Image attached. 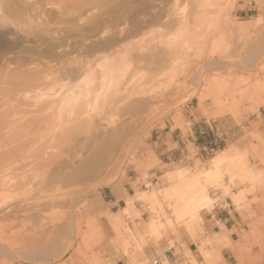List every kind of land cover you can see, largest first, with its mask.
Listing matches in <instances>:
<instances>
[{
  "label": "rangeland",
  "instance_id": "rangeland-1",
  "mask_svg": "<svg viewBox=\"0 0 264 264\" xmlns=\"http://www.w3.org/2000/svg\"><path fill=\"white\" fill-rule=\"evenodd\" d=\"M205 1L0 0V115L3 116H0V154L6 161L2 160L0 166L2 168V165L5 166L8 162L13 163L11 167L21 164L24 168V175L17 177L16 171L9 170H14L13 167L10 168L7 164L9 168H5L8 170L4 168L7 174L3 172L0 180H4V183L6 181L5 187L17 183L25 178L23 176L29 180L21 190L9 186L11 190L0 189V228L3 222L4 225L7 223L6 228L9 223H14L12 215L8 214V208L22 206L24 203V206L28 207L29 204L31 206L28 208H31L49 197L51 199L47 201L50 202L53 195L60 200L63 198L60 206L49 205L50 208H44H47V211L43 209V213L41 210L39 214L34 213L33 218L36 220L28 221L29 225L24 226L16 222L15 226L7 229L9 237L14 238V242L10 241L12 253H0V264H154L157 260L167 264L165 259L179 256L191 261L197 258L200 264H264V181L260 178H249L248 181L241 178V183L240 177L239 180L234 179L225 168L226 162L245 164L255 176H264V0H217L216 4L211 0L214 5L206 7L212 8L206 12L207 15L200 11L203 6H199L200 2L204 5ZM185 16L192 21H188L192 34L195 27L198 29L200 26L195 22L202 23L204 29L213 30H209V34L206 31L208 29L204 31L200 26L203 36L193 40L194 36H190L188 24L186 27L183 24L182 27L180 23L178 26L172 24V20H183ZM181 28L183 29L180 30ZM188 33L189 37L185 38ZM121 40H124L122 42L126 47L124 44H118ZM175 41L176 44L173 45ZM153 43L161 50L170 52L172 47L185 43L187 47L183 45L181 50L189 51L190 54H194L195 47L198 50L206 48V51L210 50L217 55L215 58L221 56L217 59L224 58L231 67H235L205 68L206 73L203 71L202 76L207 79L201 76V84L193 85L192 81H189L186 85L177 87L178 82L183 80L178 77L183 75L184 69H180L186 68V64L176 61L175 66L171 62L168 69L153 79L149 69L143 67L144 63L140 62L141 65L140 60L136 59L142 52L145 56L152 49L157 50ZM117 45L121 48L123 45L125 49L118 52L116 49L120 51L121 48ZM113 46L115 49L112 51L109 47ZM192 46L194 47L191 48ZM98 55L99 57H96ZM84 60L93 65L89 73L79 76L73 69ZM135 67H138V70ZM178 73L180 75H177ZM111 74H122L123 78L126 77L125 80L132 79L127 81L129 94L126 93L124 100L118 104L120 106L111 108L110 111L107 108L102 114L103 122L111 124V129L119 128L120 123L125 124L132 120V115L136 112L130 108L139 100L147 102L152 98H160L161 101L155 105L157 111L153 114L145 113L146 116H134L136 122H139L137 128H126L124 133L127 132V135L122 134L126 136L121 138L124 140L120 145L121 149L112 155L109 153V158L105 161L96 159L95 162L99 165L94 169L95 173L85 178L86 180L69 184L67 187L62 185L63 188L61 185H50L44 181L42 184V179L45 175L49 177L48 173L52 171V167L41 164L38 168V157L33 153L36 149H39L36 150V155L41 149H46L53 154V161L58 160L62 164L61 168L64 167L68 171L72 167L70 160H73L75 155L72 152L76 153L78 150L75 151V148L80 149L83 144L80 141L78 145L81 146L74 144L73 147V144H70L71 141L74 143L71 139L73 134L71 138L68 134L63 137L62 134L58 135L61 137L59 138L55 136L57 129H49V125L56 124L58 119L63 117L65 108L73 103L75 91H84L86 88L88 90L100 83L106 84ZM129 74L135 77H128ZM156 78L161 80L157 82ZM109 84L102 88L103 91L100 90L102 99L113 98V95L109 94L114 92L111 85L108 89L110 91H106ZM102 92L106 98H103ZM20 95L23 96V101ZM64 95L69 98L65 104L60 101ZM130 95L133 98H130ZM30 98L34 102H29ZM25 101L29 104H25ZM45 104L48 109L41 112L46 114L50 111V114H46L49 116L46 125H43L44 129L43 126L41 130L30 127L26 128L27 130L15 128L31 115L37 114ZM52 117L56 118L55 121ZM169 130L178 138L183 136L185 141L184 144L175 145L172 142L169 150H177L172 160L167 159L166 152H161L160 146L156 144L159 134ZM57 137L59 141L56 140ZM205 142H208L207 146L203 145ZM51 143H54V148ZM230 147L235 150V154L233 157H225L222 152ZM7 152L12 156L6 157ZM86 156L84 154L82 157ZM215 161H220V165L224 166L213 170L211 162ZM90 162L91 166L94 165V161L89 160ZM185 174L186 180L184 179L182 184L181 176ZM46 176L43 179L45 181ZM192 181H197V187L207 189L205 191L212 198L211 207L199 206L191 211L189 189L192 187ZM41 184L46 185L45 188L40 187ZM115 186H120V189L116 191ZM126 188L130 191V196L127 195L126 199L127 206L129 200L137 195L131 201L133 208L136 204L135 210L130 215H124L122 210L111 213V205L107 203L106 195L109 190L127 194ZM152 195H157L158 199L154 200ZM141 197L146 198V202L139 200ZM219 210H227L233 217L238 227L237 241L230 242L227 237L221 239L215 234L224 224L217 217L212 220L210 217H215ZM2 213L7 218L5 215L3 218ZM62 217H65V226L70 227V232L74 233H67L66 236L63 233L59 238L49 242L46 240L39 248L37 245L24 246L23 243L20 246L17 241L20 237L19 230L26 228V231L33 232L35 228L37 230L48 226L46 228L51 231L54 225L49 221L55 222ZM152 224L156 226L157 230L153 229L156 232L149 228ZM227 249L230 251L229 257L224 255Z\"/></svg>",
  "mask_w": 264,
  "mask_h": 264
},
{
  "label": "bare ground",
  "instance_id": "bare-ground-1",
  "mask_svg": "<svg viewBox=\"0 0 264 264\" xmlns=\"http://www.w3.org/2000/svg\"><path fill=\"white\" fill-rule=\"evenodd\" d=\"M208 0H206L203 4L204 5H202V3L200 2V4H199V6L201 7V6H203V8L201 7L200 9V11H203L204 13L203 14H205V15H207V13L206 12H209L210 10L209 9H207L210 5H212L214 2L213 1H211V0H209L208 1V3H206ZM215 1V4H216V2H217V0H214ZM219 2V1H218ZM91 4V3H90ZM198 5V4H197ZM206 5V6H205ZM214 5V4H213ZM212 5V6H213ZM218 5V4H217ZM212 6H210V7H212ZM195 7V6H194ZM207 7V8H206ZM197 10H199V8L197 9ZM213 10H214V8H213ZM212 10V11H213ZM169 12V11H168ZM174 12V11H173ZM190 12V11H189ZM175 13V12H174ZM201 13V12H200ZM188 14V13H187ZM198 14V13H197ZM202 14V13H201ZM202 14V15H203ZM171 15V14H170ZM195 15V14H194ZM190 16V15H189ZM199 16V15H198ZM204 16V15H203ZM162 17H164V16H162ZM166 17V16H165ZM196 17H197V15H196ZM201 18H202V16H200ZM172 18V17H171ZM175 18V17H174ZM190 18V17H189ZM192 18V17H191ZM194 18V17H193ZM192 18V19H193ZM173 19V18H172ZM178 19V18H177ZM198 19V18H197ZM196 19V20H197ZM170 21V20H169ZM168 21V22H169ZM189 19L185 16V19H178V20H172V24H176L177 26H178V24L180 23V25L183 27V25H185V27H186V24H188L189 22ZM192 22V21H191ZM220 23V22H219ZM183 24V25H182ZM192 23H190V25H191ZM193 24H194V22H193ZM195 24H199L200 26H201V28H203V26H202V23L200 24L199 22L197 23V22H195ZM194 24V25H195ZM222 24V23H221ZM179 25V26H180ZM194 25H192V26H194ZM204 25V24H203ZM168 26V25H167ZM188 26H189V24H188ZM187 26V27H188ZM192 26H191V29H192ZM200 26H199V28H200ZM209 26H210V24H209ZM211 27H213V26H211ZM232 27H234V26H232ZM173 28V27H172ZM194 28V27H193ZM197 28V26L195 27V30H194V33L192 34V31L190 30V26H189V30H190V33H191V35H190V33H188V36H185V38L186 37H189V35L190 36H194V38H193V40H195V38L196 37H201V35H202V29H196ZM206 28V27H205ZM174 29V28H173ZM178 29V28H177ZM183 28H181L180 30H182ZM206 29H208V28H206ZM206 29H204L203 28V30L205 31ZM237 29V28H236ZM240 29V28H239ZM212 31L213 30V28H212V30H211V28L210 29H208V30H206L207 32H209V34H210V31ZM186 31V30H185ZM235 31V30H234ZM236 31H238V30H236ZM184 32V31H183ZM203 34H205V33H203ZM208 33H207V35H209ZM180 35H183V34H180ZM212 35V34H211ZM162 35H160V37H161ZM184 36V35H183ZM203 36V35H202ZM180 37H182V36H180ZM191 39H192V37H190ZM154 39H157V38H154ZM182 39V38H181ZM198 39V38H197ZM150 40V39H149ZM178 40H179V37H178ZM124 42V40H121V43H118L119 45L120 44H124L123 42ZM146 41H148V39L146 40ZM151 41V40H150ZM149 41V42H150ZM161 41V40H160ZM163 41V40H162ZM161 41V42H162ZM177 41V40H176ZM176 41L173 43V45L174 44H176ZM115 42V41H114ZM118 42V41H117ZM117 42H115V43H117ZM148 42V43H149ZM159 42V41H158ZM157 42V43H158ZM184 42V41H183ZM190 43H191V41H189ZM189 42H187L188 44H189ZM195 42V41H194ZM143 44V43H142ZM150 44V43H149ZM168 44V43H167ZM183 44V43H182ZM197 43H195V45H196ZM210 44V43H209ZM109 46H110V44H108ZM113 45V44H112ZM119 45H117V47L118 48H121V47H119ZM125 45V47H126V44H124ZM128 45V44H127ZM144 45H145V43H144ZM153 45H154V47L155 48H157V50L155 49V50H153L152 49V51L149 53L148 52V55L147 54H145V56L143 55V52H142V54L141 55H138L139 56V58H136V59H138V60H140L139 61V63L141 62L143 65H145V66H143V67H147L148 69H149V71L151 72V75H152V78L153 77H156L158 74H160V72H163L164 70H166V68L168 67V66H170L171 65V62H172V65L176 62V61H178V62H181L182 64H186L185 66H186V68H183L182 67V69H180V70H182L183 71V69H184V71L182 72L183 73V75H182V77L181 76H178L179 78H183V80L182 81H180V82H178V84H177V87L179 86V87H181V86H184V85H186L189 81H192V84L194 85V84H196V85H199V84H201L202 83V80H203V78L205 77H203L202 75H203V73L205 72V68H208V67H216V68H220V66L221 67H226V66H230L231 67V65H229L228 64V62H226V60L224 59V58H222L221 60H219V59H217V58H220V57H217V58H215L217 55L216 54H214V53H212L210 50V52L209 51H206L205 49L206 48H204V50H198L196 47H195V49H194V54L192 55V54H190V52L189 51H186V52H183V50H181V49H183L184 48V46L183 45H185V43L183 44V45H177L176 47H172V52H170V51H164V49L163 50H161V48H159V46L158 47H156L155 46V44L153 43ZM168 45H170V44H168ZM167 45V46H168ZM172 45V46H173ZM192 45V44H191ZM199 45H200V43H199ZM198 45V47H200ZM208 45V44H207ZM122 46V48H121V50L119 51V49H116V51H118V52H121V51H123V49H125V47H123V45H121ZM135 46V45H134ZM145 46H147V45H145ZM150 46V45H149ZM166 46V47H167ZM178 46L179 47H182V48H178ZM186 47H187V44L185 45ZM115 47H116V45H115ZM142 47H144V46H142ZM148 47V46H147ZM146 47V48H147ZM194 46H192L191 48H193ZM205 47H207V46H205ZM111 48V50L114 48V46L113 47H109V49ZM134 48V47H133ZM141 48V47H140ZM150 48V47H149ZM202 48V47H201ZM200 48V49H201ZM101 49H102V47H101ZM108 49V50H109ZM115 49V48H114ZM113 49V50H114ZM137 49H138V47H137ZM188 49V48H187ZM186 49V50H187ZM104 50H105V46H104ZM103 50V51H104ZM107 50V51H108ZM112 50V51H113ZM140 50V49H139ZM110 51V50H109ZM115 51V52H116ZM131 51H132V49H131ZM134 51V50H133ZM138 51V50H137ZM147 51H149L148 49H147ZM146 51V52H147ZM231 51V50H230ZM229 51V52H230ZM111 52V51H110ZM114 52V53H115ZM118 52H116V53H118ZM263 52V51H262ZM89 53V52H88ZM112 53V52H111ZM135 53V52H134ZM138 53V52H137ZM228 53V52H227ZM109 54V53H108ZM103 55V54H102ZM221 55V54H220ZM93 56H95V55H93ZM131 56V55H130ZM86 57V56H85ZM96 57H99V55L98 56H96ZM124 57V56H123ZM116 58V57H115ZM134 58V57H133ZM132 57H131V59H133ZM81 59V58H80ZM90 59V58H89ZM92 59V58H91ZM95 59V58H94ZM112 59V58H111ZM121 59V58H120ZM119 59V60H120ZM128 59V58H127ZM255 59V58H254ZM109 60V59H108ZM117 60V59H116ZM119 60H118V62H119ZM123 60V59H122ZM181 60V61H180ZM82 61V60H81ZM183 61V62H182ZM228 61V60H227ZM233 61V60H232ZM128 62V61H127ZM138 62V61H137ZM196 62V63H195ZM71 63V62H70ZM76 63H79V62H76ZM111 63V62H110ZM130 63V62H129ZM134 63V62H133ZM140 63V64H141ZM197 63H202L201 65H199V64H197ZM109 64V63H108ZM111 64H114V63H111ZM111 64H110V66H111ZM128 64V63H127ZM141 64V65H142ZM176 64V63H175ZM174 64V65H175ZM182 64H180V65H182ZM232 64V63H231ZM67 65V64H66ZM91 65H93L91 62H86L85 60H84V62L82 63H80L79 65H75L76 66V68H72L73 70H74V72H76V73H79V76H81V75H84L85 73H89L90 71H91ZM256 65V64H255ZM75 66H73V67H75ZM131 66H133V65H131ZM131 66H129L130 68H131ZM176 66V65H175ZM184 66V67H185ZM103 67H105V66H103ZM235 66H232L231 68H234ZM119 69H121V67H118ZM117 68V69H118ZM136 68V67H135ZM134 68V69H135ZM173 68H174V66H173ZM228 68V67H227ZM71 69V68H70ZM133 69V70H134ZM137 70H138V67L136 68ZM168 69V68H167ZM209 69V68H208ZM226 69V68H225ZM101 70V69H100ZM110 70V69H109ZM125 70V69H124ZM127 70H129V69H127ZM174 69H172V71H173ZM180 70H177V71H180ZM229 70V69H228ZM69 71V70H68ZM118 71V70H117ZM199 72V74H197L198 72ZM204 71V72H203ZM233 71V70H232ZM236 71V70H235ZM235 71H233V72H235ZM94 72V71H93ZM92 72V73H93ZM110 72V71H109ZM108 72V73H109ZM113 72V71H112ZM121 71H119V73H120ZM131 71H129V73H130ZM166 72V71H165ZM237 72V71H236ZM105 73V72H104ZM137 73V72H136ZM135 73V74H136ZM172 73V72H171ZM177 73V72H176ZM180 73V72H179ZM177 74V75H180V74ZM206 73V72H205ZM128 74V73H127ZM135 74H132V75H135ZM169 74V73H168ZM208 74V73H207ZM116 74H111L110 76H109V82H110V84H109V82L107 83L106 82V84H104V83H100V84H98V86H95L94 88H90V89H88V90H84V91H80V92H77V91H75V89H74V91H75V93L73 94V91L71 90V94H73L74 95V97H73V103L71 104V102L69 101H67L68 102V104L70 105L69 107H67V103H66V106L65 105H63V107L65 106V107H67V109L65 108V110H66V112H64L63 113V117L61 118V119H58L59 120V122L57 121V123L56 124H54L53 122L55 121V119H54V121L52 122L53 124H51V120H49L50 121V124L51 125H49V129L52 127V128H56L57 130V133H56V135L55 136H58V135H60L61 136V134H62V137L65 135V136H67L66 134H68L69 136H70V138H71V135H72V138L71 139H73V142L74 143H72V141H71V143L70 144H73V147H74V144L77 146L78 145V143L81 141V143H83L82 144V147H80V149H76L75 148V151L76 150H78L76 153L75 152H72V153H74L75 155H74V157H73V160H70V164H72V167H71V169L70 170H65L64 169V167L63 168H61V166H62V164H60L59 162H58V160H55V161H53V154L51 155V153L50 152H47V150L46 149H41L40 150V152L36 155V150H38L39 151V149H34L35 150V152H33V153H35V156H36V158L38 159V162H39V164H36V165H38V168H39V165H41V164H44L46 167L47 166H50V167H52V171H50L48 174V176L49 177H47L46 175V181L45 180H43L44 178H45V176H44V178L42 179V184H44L43 183V181L44 182H46V183H48V184H50V185H61V188H63L62 187V185L63 186H68L69 184L71 185V184H74V183H78V182H80V181H82V180H84L85 178H87V177H90V176H92L93 175V173H95L94 172V169L96 168V167H98V163L97 162H95V160L96 159H101V161H105L106 159H108L109 157H108V154L110 153L111 155L112 154H114L113 152H116V151H118L119 149H121L120 148V145H121V143L122 142H124V140H122L121 138L123 137V136H126L127 135V132L126 133H124V131L126 130V128L127 127H130V129L131 130H134L135 128H137V125H138V123L136 122V119L135 118H133L134 116H138V115H145V113L146 114H148V113H151V114H153L155 111H157V109L158 108H156V104L157 103H159V101H161V100H159L158 98H152V99H150L149 101L147 100V102H144V100L143 101H140L139 100V102H137V103H135L134 105H133V107H131L132 106V104H131V108L130 109H134L135 110V112H136V114H134L133 113V117L131 118L132 120L129 122V123H125V124H122V123H120V125H118L119 126V128L118 127H115L114 129H111L110 128V125L108 124V123H106L105 121L103 122V113H104V111H106L105 109H107V108H109V111H110V109L111 108H115V107H117V106H120V105H118L121 101H123L124 100V97L127 95V94H129V93H127V92H129L128 90H127V87H129L128 85H127V83H129V82H127V81H131L132 79H130V80H125V78H123V75L122 74H120L119 76L118 75H116ZM164 75V74H163ZM175 75V74H174ZM176 75V76H177ZM126 76V75H125ZM129 76H131V74H129L128 75V77ZM138 76V75H137ZM162 76V75H161ZM203 78H202V77ZM131 77H133V76H131ZM135 77V76H134ZM133 77V78H134ZM142 77V76H141ZM163 78H164V76H162ZM208 77V76H207ZM75 78V77H74ZM87 78V77H86ZM163 78H162V80H163ZM206 78V77H205ZM204 78V79H205ZM106 79V78H105ZM154 79V78H153ZM167 79V78H166ZM178 79V78H177ZM176 79V80H177ZM207 79V78H206ZM257 79V78H256ZM99 80V79H98ZM104 80V79H103ZM102 80V81H103ZM110 80H112V81H110ZM138 80V79H137ZM156 80H157V82H158V80L159 79H157L156 78ZM161 80V79H160ZM159 80V81H160ZM211 80V79H210ZM239 80V79H238ZM95 81V80H94ZM107 81H108V79H107ZM206 80H204V82H205ZM258 81V80H257ZM93 82V81H92ZM103 82H105V80L103 81ZM147 82V81H146ZM211 82V81H210ZM173 83V82H172ZM176 83V82H175ZM175 83H174V85H175ZM209 83V82H208ZM33 84V83H32ZM36 84V83H35ZM109 84V86L107 87V90L106 91H110V90H108L111 86V89H113V94H111V92H109V94L113 97H111L112 99H108V98H106L107 96H105L104 94L106 93H108V92H106V91H104L105 93L103 94V92H102V96H103V98L105 97L106 99H102L101 98V96H100V93H101V89L103 88V87H105L106 85H108ZM113 84V85H112ZM144 84V83H143ZM85 85V84H84ZM111 85V86H110ZM173 85V86H174ZM38 86V85H37ZM79 86V85H78ZM81 86V85H80ZM82 86H83V84H82ZM81 86V87H82ZM172 86V87H173ZM40 87V86H39ZM47 87V86H46ZM91 87V86H90ZM196 87V86H195ZM106 88V87H105ZM133 88V87H132ZM185 88V87H184ZM262 88V87H261ZM43 89V88H42ZM45 89V88H44ZM131 89V88H130ZM205 89V88H204ZM240 89V88H239ZM40 90V89H39ZM104 89H102V91H103ZM134 90V89H133ZM141 90H142V87H141ZM146 90H147V88H146ZM249 90V89H248ZM37 91V90H36ZM41 91V90H40ZM78 91H79V89H78ZM136 92V91H135ZM179 92V91H178ZM240 92H242V91H240ZM38 93V92H37ZM69 93V96H70V91L68 92ZM68 93H67V96H68ZM127 93V94H126ZM256 93V92H255ZM108 94V95H109ZM158 94V93H157ZM241 94V93H240ZM256 94H258V93H256ZM35 95V94H34ZM132 95V94H131ZM130 95V98H133L132 96ZM21 96V99H22V101H23V96L22 95H20ZM68 96V97H69ZM160 96V95H159ZM173 96H175V95H173ZM16 97H17V95H16ZM27 97H30V96H27ZM42 97V96H41ZM63 97V96H62ZM110 97V96H109ZM37 98V97H36ZM45 98V97H44ZM69 98H71L72 99V97H69ZM69 98H67L65 95H64V98L62 99H60V101H61V103L63 102L64 104H65V101L66 100H68ZM102 100H105V101H102ZM129 98V99H130ZM162 98V97H161ZM26 101H27V99L26 98H24ZM34 99V98H33ZM14 100V99H13ZM29 100V99H28ZM37 100V99H36ZM43 100V99H42ZM47 100V99H46ZM55 100V99H54ZM26 101H25V104H29L28 102L26 103ZM34 102L33 100H31V98H30V101L29 102ZM40 101V100H39ZM39 101H38V103H39ZM72 101V100H71ZM126 101V100H125ZM137 101V100H136ZM21 102V101H20ZM31 102V103H32ZM135 102V101H134ZM23 103V102H22ZM21 103V104H22ZM37 103V104H38ZM42 103H44V101L42 102ZM59 103V102H58ZM125 103V102H124ZM130 103V102H129ZM20 104V103H19ZM24 104V103H23ZM41 104V103H40ZM34 105V104H33ZM36 105V104H35ZM39 105V104H38ZM42 105V104H41ZM123 105V104H122ZM156 105V106H155ZM50 106V105H49ZM127 106V105H126ZM162 106V105H161ZM58 107V106H57ZM63 107H62V110H64L63 109ZM39 108V107H38ZM52 108H54V107H52ZM120 108H122V107H120ZM119 108V109H120ZM46 109H48V106H47V104H45V105H43L42 107H41V109L39 110V112H37V114H35V115H31V117L30 118H28V119H26L23 123H21V125L20 124H17V126L15 127V128H17V129H22V128H24V129H26V128H28V127H30L31 129H39V130H41L40 128L45 124V122H46V120L48 119V116H49V114H50V111L49 112H47V113H49L48 115H46L45 113L44 114H42V110H46ZM55 109V108H54ZM118 109V110H119ZM34 110V109H33ZM56 110V109H55ZM112 110V109H111ZM126 110V109H125ZM125 110H122V112L123 111H125ZM134 110H132V111H134ZM42 111V112H41ZM129 111V110H128ZM131 111V112H132ZM41 112V113H40ZM54 113V112H53ZM106 113V112H105ZM126 114H127V111L125 112ZM129 113V112H128ZM52 116L54 115V114H51ZM105 115V114H104ZM143 115V116H144ZM1 116V115H0ZM33 116V117H32ZM121 116V115H120ZM146 116V115H145ZM1 117H3V116H1ZM56 117H57V115H56ZM51 118V117H50ZM6 121H8V120H6ZM108 121V120H107ZM5 122V121H4ZM11 122V121H10ZM110 122V121H109ZM113 122V121H112ZM120 122H122V121H120ZM15 123H17V122H15ZM122 124V125H121ZM46 125V124H45ZM4 127V126H3ZM10 128V127H9ZM45 127L43 126V128L42 129H44ZM51 128V129H52ZM53 129V130H54ZM128 129V128H127ZM27 130V129H26ZM7 131V130H6ZM6 131H3V132H5L6 133ZM32 131V130H31ZM31 131H28V133L29 132H31ZM127 131V130H126ZM10 131H8V133H9ZM11 132H13L12 130H11ZM130 132V131H129ZM60 133V134H59ZM126 134V135H122V134ZM130 133H132V132H130ZM47 134V133H46ZM48 135V134H47ZM53 135V134H52ZM60 136H58L59 138H61ZM56 138V140L57 141H59V138ZM45 138V137H44ZM32 139V138H31ZM48 139V138H47ZM125 139V138H124ZM127 139V138H126ZM28 140V139H27ZM36 140H37V138H36ZM51 140V139H50ZM62 140V139H61ZM70 140V139H69ZM45 141V140H44ZM47 141V140H46ZM54 141V140H53ZM83 141V142H82ZM85 141H86V143H85ZM32 142H35V141H32ZM49 142V141H48ZM4 143V142H3ZM29 143V142H28ZM28 143H26V144H28ZM54 144V143H53ZM53 144L51 143V145H52V148H54L53 147ZM55 144H56V142H55ZM85 144H87V145H85ZM123 144V143H122ZM2 145V144H1ZM18 145V144H17ZM23 145H25V143L23 144ZM40 145V144H39ZM51 145H50V147H51ZM26 146V145H25ZM28 146V145H27ZM57 146H59V145H57ZM78 146H81L80 144L78 145ZM77 146V147H78ZM21 147V146H20ZM39 147V146H38ZM41 147H43V145L42 146H40V148ZM49 147V146H48ZM23 148H24V146H23ZM22 148V149H23ZM37 148V147H36ZM45 148V147H44ZM47 148V147H46ZM47 149H50V148H47ZM30 150V149H29ZM32 150V149H31ZM58 150H59V148H58ZM57 150V151H58ZM63 150V149H62ZM67 150V149H66ZM73 150H74V148H73ZM6 151V150H5ZM9 151V150H8ZM50 151L52 152V150L50 149ZM60 151V150H59ZM59 151H58V154H59ZM227 152V153H226ZM1 153V152H0ZM12 153V152H11ZM26 152H24V154H25ZM118 153V152H117ZM223 154H225L226 156L225 157H233L234 156V154H235V150L234 149H232L231 147H230V149L228 148L226 151H224V152H222ZM15 154V153H14ZM84 154H86L87 156H86V158H83L82 156L84 155ZM109 154V155H110ZM12 156V154H8V152H7V155L5 154V156L6 157H9V156ZM1 154H0V159H1V161H0V163L1 162H3L4 161V159H2L1 158ZM4 156V155H3ZM27 156V155H26ZM223 156V155H222ZM21 157V156H20ZM23 157V156H22ZM221 157V156H220ZM28 158V157H27ZM8 159V158H7ZM10 159V158H9ZM17 159V158H16ZM36 159V160H37ZM218 159V158H217ZM3 160V161H2ZM13 160H14V158H13ZM23 160H24V158H23ZM89 160L91 161H94V165H92L91 166V162L89 163ZM215 160V159H214ZM213 160V161H214ZM220 160V159H219ZM4 162H6V161H4ZM222 162V161H221ZM15 163V162H14ZM26 163H28L29 164V162L27 161ZM212 164V166H211V168L213 169V170H215L216 168H218V167H223L224 165H220V161H215V162H211ZM7 164H8V162L6 163V165L4 166V165H2V168H1V166H0V178H1V174H3L4 175V173L3 172H5L6 173V171H4V168L7 166ZM13 163H9L8 164V166L10 167V168H12L11 167V165H12ZM66 164V163H65ZM69 164V163H68ZM67 164V165H68ZM226 172L228 171V173H230V174H232L233 175V177H234V179H236V178H238V177H240V181H241V183H242V180H241V178L242 179H247V181H248V179L249 178H253V179H263V181H264V176L263 177H259L258 176V174L255 176V174L253 173V171H250V170H248V168L246 167V165L245 164H237V165H235V164H232V163H228V162H226ZM7 166V168H9ZM55 166V169L53 170V167ZM71 166V165H70ZM15 167V168H14ZM13 167V169L14 170H12V169H9V170H11V171H16V176L17 177H21L22 176V174H23V170H24V168L21 166V164H20V166L19 165H15ZM69 167V166H68ZM7 168H5V169H7ZM224 168V169H225ZM47 169V168H46ZM49 169V168H48ZM57 169V170H56ZM8 170V169H7ZM27 170V169H26ZM96 170V169H95ZM98 170V169H97ZM10 171V172H11ZM45 171V170H44ZM47 171H49V170H47ZM210 171V170H209ZM208 170H207V172H209ZM8 172V171H7ZM203 172V171H202ZM206 172V173H207ZM41 173V172H40ZM39 173V174H40ZM46 173V172H45ZM7 174V173H6ZM44 174V173H43ZM24 175V174H23ZM187 174H185V175H183V176H181L182 177V184L184 183L183 181H185L186 179H185V176H186ZM262 176V175H261ZM23 177H25V178H22V179H20V180H18V182L17 183H13L12 185L10 184V185H7L6 187H5V185L7 184L6 183V181H5V183L3 182L4 180H0V189L3 191L4 189H6V190H11V188L13 187V188H16V190L18 189V190H21V189H23L24 188V186L26 185V184H28L29 183V180L27 181L26 179V176H23ZM41 177V176H40ZM43 177V176H42ZM94 177V176H93ZM256 177V178H255ZM41 179V178H40ZM89 179V178H88ZM185 179V180H184ZM259 179V180H260ZM86 180V179H85ZM191 180V179H190ZM193 180V179H192ZM197 180V179H196ZM237 180H239V178L237 179ZM254 180V181H255ZM259 180H258V182H259ZM26 181V182H25ZM195 181V180H194ZM232 181V180H231ZM239 181V182H240ZM187 182H189V181H187ZM193 182V181H192ZM250 182V181H249ZM4 183V184H3ZM246 183V182H245ZM254 183H256V182H254ZM41 184V186L40 187H44V186H46V185H42ZM47 184V185H48ZM191 184V183H190ZM195 184H197V181L196 182H193L191 185H192V187H191V189H189L190 190V192H189V196H190V203H189V208L191 209V211L192 210H194L195 208H197V207H211V204H212V198L208 195V193L205 191V190H207L206 188H205V190L204 189H202V188H204V187H197ZM263 184V183H262ZM40 185V184H39ZM253 185V184H252ZM260 185H261V183H260ZM8 186L9 187H11V188H8ZM258 186V185H257ZM28 187V186H27ZM256 187V186H255ZM259 187V186H258ZM3 188V189H2ZM8 188V189H7ZM45 188V187H44ZM52 188H54V187H52ZM56 188V187H55ZM54 188V189H55ZM59 188V187H58ZM70 188V187H69ZM42 189V188H41ZM181 189H183V188H181ZM15 190V189H14ZM57 190V189H56ZM55 190V191H56ZM61 190H63V189H61ZM67 191V190H66ZM61 192V191H60ZM64 192V191H63ZM54 193V192H53ZM56 193V192H55ZM54 193V194H55ZM57 195H58V191H57ZM55 195H53V199L50 201V202H48L47 201V199H51V197H49V198H47L45 201H41L42 203H40V204H35V205H33L31 208H28L29 206H31V205H29L28 203H26V205L28 204V207L27 206H24L25 205V203L22 205V206H15V207H13V208H8V214H11L12 215V222H14V223H9L8 224V228H12V226H15V223L16 222H20L22 225H24V224H26V225H29V224H27V222L28 221H31L32 219L33 220H36V218H33V216H34V213L36 214V213H38L39 214V211L40 212H42V210L47 206H49V205H52L53 207H56V206H60V204L62 203V199L60 200L59 198H56V196L54 197ZM152 197H153V199L154 200H156V199H158L157 198V195H152ZM42 198H44V197H42ZM67 198V197H66ZM41 200V199H40ZM70 200H71V198H70ZM139 200H141V201H143V202H146V198H144V197H141ZM239 200V199H238ZM38 201V203H39V200H37ZM236 202H237V198H236V200H235ZM29 203L31 202V201H28ZM32 203V202H31ZM36 203V202H35ZM49 203V204H48ZM72 203H73V201H72ZM148 203V202H147ZM71 204V203H70ZM73 205V204H72ZM24 206V207H23ZM26 207V208H25ZM188 207V206H187ZM1 208V207H0ZM49 208H50V206H49ZM2 209V208H1ZM47 209V208H46ZM46 209H44V210H46ZM47 211V210H46ZM5 213V212H4ZM43 213V212H42ZM41 214V213H40ZM2 216H3V218L6 216L5 214V216L3 215V213L1 214ZM11 215H9V217L11 216ZM1 216V217H2ZM41 216V215H40ZM6 218H7V216H6ZM38 218H41V217H38ZM72 218V217H71ZM54 220L55 219H57V217L56 218H53ZM43 220V219H42ZM50 220V219H49ZM53 220V221H54ZM64 220H65V217H62V218H59L58 220H56L55 222H50L49 221V223L50 224H52V225H54V229H52L51 231L48 229V228H46V227H48V226H46V227H42V228H40V229H37L36 230V228L34 229V231L33 232H28V231H26L25 229L26 228H22V226H20L21 228V230H19L20 232V237L17 239V241L20 243V246H21V243H23L24 244V246L25 245H37V247L39 248V247H41L43 244H44V242H46V240H47V242H49V241H51V240H53L54 238H56V237H60L63 233H65V236H66V234L68 233V234H71V232H73V231H71L70 232V230H71V228L70 227H68V226H65V224H64ZM1 221L2 220H0V224H2L1 223ZM3 221H4V219H3ZM47 221V220H46ZM5 223H6V221H5ZM55 223V224H54ZM70 223V222H69ZM6 225H7V223L4 225V222H3V225H1L2 227L0 228V253H5V254H11L12 252H11V250H12V248H11V246H12V241L14 242V238L13 237H9V235L7 234L8 232H7V229L8 228H6ZM32 225V224H31ZM47 225V224H46ZM49 225V224H48ZM25 226V225H24ZM73 226V225H72ZM28 227V226H27ZM33 227V226H32ZM35 227V226H34ZM38 227V226H37ZM151 230H153V229H155L156 228V226H154V224H152V225H150V227H149ZM9 229V230H10ZM155 230H157V229H155ZM155 230H153L154 232H156ZM7 232V233H6ZM16 232H18V231H16ZM15 232V233H16ZM12 233H14V232H12ZM74 233V232H73ZM8 235V236H7ZM13 235V234H12ZM73 235V234H72ZM261 236V235H260ZM58 237V238H59ZM11 238H13V240H11ZM69 238V237H68ZM11 241V242H10ZM16 241V243L18 244V242ZM21 241V242H20ZM14 244V243H13ZM73 244V240L71 241V245ZM16 245V244H15ZM19 245V244H18ZM17 245V246H18ZM84 246V245H83ZM36 247V246H35ZM262 248V247H261ZM264 248V247H263ZM47 249V248H46ZM82 249V248H81ZM26 250V249H25ZM44 252V251H43ZM80 252V251H79ZM22 255V254H21ZM81 255V254H80ZM17 256V255H16ZM15 256V257H16ZM23 256L25 257V255L23 254ZM22 256V257H23ZM20 257V256H19ZM19 257H17V258H19ZM23 257V258H24ZM42 257V256H41ZM82 257V256H81ZM263 257H264V255H263ZM19 259H21V258H19ZM26 259H30V258H27L26 257ZM31 260V259H30ZM263 260V259H262ZM261 260V261H262ZM35 261V260H34ZM33 261V262H34ZM264 261V260H263ZM46 262V261H45ZM42 263V262H41ZM72 264H74V262L72 263ZM262 264V263H261Z\"/></svg>",
  "mask_w": 264,
  "mask_h": 264
},
{
  "label": "crops",
  "instance_id": "crops-1",
  "mask_svg": "<svg viewBox=\"0 0 264 264\" xmlns=\"http://www.w3.org/2000/svg\"><path fill=\"white\" fill-rule=\"evenodd\" d=\"M172 142L174 143V145L185 143L183 136H180L178 138V136L176 134H173L171 130H169L168 132H161L159 134V136L157 137V141H156V144H158L161 148V152H166V154H167L166 158L169 160H172V156H176V154H177V150H173V151H172V149L169 150V147L170 146L172 147ZM203 145L207 146L208 142H205ZM119 189H120V186H115L116 191H118ZM126 192H127V194L113 192L112 190H109L108 195H106V197H107V203H109L111 205V207H110L111 213H117V211L122 210V213L124 215H130L135 210L136 204L133 208L131 206V201L137 195L133 196L129 200L128 206H127L126 199L128 196H130V191L128 190V188H126ZM201 211H203V210H201ZM200 212H199V217L201 220ZM216 217L218 218L219 221H222L224 224L221 226L220 231L215 233L218 235L217 237H220L221 239L227 237L230 240V242L231 241H234V242L237 241L238 240V232H237L238 227H237L236 223L234 222L233 217L230 215L229 211L219 210L216 212V216L215 217L212 216V217H210V219L212 220L213 218H216ZM199 254L204 259L203 255L200 252H199ZM224 255H226L228 257L230 256L229 249L224 251ZM192 261L184 258L183 256H179V257H176L174 259H168V260L165 259V262L167 264H200V262L197 260V258L193 259ZM204 261H205V259H204Z\"/></svg>",
  "mask_w": 264,
  "mask_h": 264
},
{
  "label": "built area",
  "instance_id": "built-area-1",
  "mask_svg": "<svg viewBox=\"0 0 264 264\" xmlns=\"http://www.w3.org/2000/svg\"><path fill=\"white\" fill-rule=\"evenodd\" d=\"M154 264H162L160 261H155Z\"/></svg>",
  "mask_w": 264,
  "mask_h": 264
}]
</instances>
